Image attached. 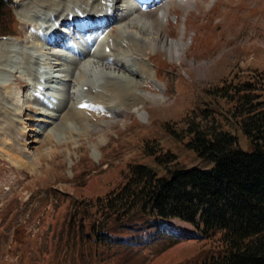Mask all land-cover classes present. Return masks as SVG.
<instances>
[{"label":"rangeland","instance_id":"rangeland-1","mask_svg":"<svg viewBox=\"0 0 264 264\" xmlns=\"http://www.w3.org/2000/svg\"><path fill=\"white\" fill-rule=\"evenodd\" d=\"M14 1L8 23L17 35L0 36V264H80L76 251L78 244L73 248L71 242L63 247V251H58L59 262L54 259L55 241L58 240L55 232L74 209L71 200L88 201L104 196L123 181L130 162L154 163L144 152L146 143L159 144L163 150L171 149L177 154L178 162L185 166L203 164L185 147L183 140L175 139L169 133L168 128L180 130L186 120L194 116L193 110L205 106L206 102L211 101L213 108L216 106L215 116L222 126L236 133L241 146L247 148L245 136L225 117L230 102L215 98L208 90L224 79L248 78L256 72L264 75V0H169L172 3L168 5L162 34L168 42L182 43L184 48L180 57L171 56L162 47L145 51L150 54L149 60H145V55H135V61L145 60L150 69L138 77V91L129 81L107 79L98 88L101 93L94 92L93 97L109 113L71 115L69 107L62 106L63 100L57 105L59 111L55 113L59 117L53 133L38 132L34 138L28 137L35 135L32 131L34 122L30 118L33 112L25 110L21 112L25 120H17L10 115L7 103L17 109L21 104L33 103L27 87L23 88L28 85L27 81L22 79L32 78L35 85L36 70L42 67L46 57L40 50L44 45L38 47L33 40L34 31H25L32 22L41 28L50 25L42 18L45 11L66 12V1ZM162 5L140 8L138 14L151 11L156 21L160 11L152 10ZM121 7L122 12L125 6ZM17 21L21 32L14 26ZM41 21L46 25L43 26ZM115 22L110 26L116 35L105 33L113 40L110 43L111 49H115L112 59L119 51L123 54L130 43L142 49L145 47L132 35L123 40L117 31L121 22ZM19 45L25 50L23 58L20 56L15 63L17 57L14 54L18 53L13 51ZM27 46L39 51L33 56V49ZM128 85L137 93H153L163 98L158 103L145 101L140 107L145 117L131 111L112 112L113 108L107 103L117 98L105 89L115 86L113 88L123 90ZM121 101L122 106H127L133 103V98L125 96ZM68 123H73L74 127ZM24 125L28 126L24 129ZM26 146L30 152L25 150ZM9 153L17 154L25 161L16 164ZM18 225L20 230L16 232ZM163 227L177 240L169 244L166 241L154 243L143 248L137 258L121 264H193L201 249L218 245L216 237H201L192 224L178 218L167 220ZM64 243L60 241L59 244L63 246Z\"/></svg>","mask_w":264,"mask_h":264},{"label":"trees","instance_id":"trees-1","mask_svg":"<svg viewBox=\"0 0 264 264\" xmlns=\"http://www.w3.org/2000/svg\"><path fill=\"white\" fill-rule=\"evenodd\" d=\"M12 4L0 0V34L11 31ZM208 93L230 102L225 117L245 136L247 148L222 126L211 101L194 109L180 130L168 131L203 164L185 166L171 149L144 144L154 163L130 162L123 181L104 196L71 200L74 209L55 232L57 262L70 242L78 244L80 264L130 262L143 248L176 241L163 223L179 218L218 241L201 249L193 264H264V75L224 79Z\"/></svg>","mask_w":264,"mask_h":264},{"label":"bare ground","instance_id":"bare-ground-1","mask_svg":"<svg viewBox=\"0 0 264 264\" xmlns=\"http://www.w3.org/2000/svg\"><path fill=\"white\" fill-rule=\"evenodd\" d=\"M64 1H66V9H67L66 12L62 10L60 13L55 12L56 14L55 13L53 14L54 15L53 18H52V14H49V15L46 14L45 17H42V18H44V20L46 19L47 21H49L50 24L52 23L51 20H55L56 18H59L62 20V25H69V26H72L74 30H78L79 21H77L76 19H73L74 21L67 20V18L70 19L72 17V14L75 13L74 11L75 9L77 8L79 10L81 9L82 13H84L85 11H88L89 13H92V15L102 12L106 14L107 19L105 20L109 21V19L110 18L112 19L113 17L112 19L113 22L114 21L121 22L120 26L117 28V31L119 32L123 40L126 41L127 39L125 38L128 35L130 36L132 35L135 38L141 40L144 43L145 47L143 46V49H142V47H139L137 44H133L129 42L130 44H128L127 49L123 51L124 53L122 54V52L120 53L119 51L118 56L112 59L111 53L113 54L112 56H114V53L111 51L109 52L105 51V47L107 45H109L111 49V44L109 43L110 35L112 33L114 34V36L116 35L114 32V28L111 27L106 30V32L108 31L110 35H106L105 34L106 32L103 35V38H104L102 40L103 47L102 48L99 47V51L92 54L91 55L92 57L83 58V59H80L74 62L71 72L69 74L65 73L63 84L66 85L67 91L64 96L62 95L54 103H51V104H44L45 101H43L39 97H35V100L33 103L28 102L27 104L25 103L24 105L21 104L20 107L18 106V109L15 108L14 106L12 107L11 105H8L7 103V108L10 111L9 112L10 115L17 120H20V121L25 120V118L24 119L22 118L21 112L25 110H29L33 112V115L30 116V118L34 122L32 131L35 132V135L28 133L29 138L36 137V134L38 132L51 131V133H53L52 131L55 126L54 124L59 117V115L55 113L56 111H59L57 105H60V102L63 100L65 104L63 103L62 106L64 107L66 105L67 108L69 107L68 108L69 114L75 115V116L85 114L86 113L85 108H81L78 105L80 102L83 101L86 91L94 87H96V90L98 88L100 89V86H101L100 84L103 83L104 81H107V79L119 80V82L121 81L123 83L125 81H129L131 84H134L133 89L138 91L137 90V85L139 82L138 77L141 78L143 76V72L148 73V71L150 70L147 64L144 62L146 59L149 60L150 54L149 52L147 53L145 51H149L152 48L162 47L168 50L171 56L180 57L181 52L183 51V48H184V46L180 42L166 41V39L163 37V34H162V25L164 23L163 21L166 20L165 16H166V12L168 11V5L169 3H172L169 0H166V1L161 0L158 4H161V5L163 4V5L159 9L157 8V9L152 10V11L156 10L158 12L160 11V15L156 21L154 17H152L151 11L147 12L146 14L139 15L138 14V12L140 11L139 8L138 7L133 8L130 5V2H131L130 0H104V2L101 1L102 3L95 1V4H98L97 6L99 7L97 8V6H94L95 4H93L92 5L93 7L91 6L92 7L91 10H89L90 7H88L87 5L88 3L92 4L94 1H89V0H72L71 1V3L76 4L80 8L77 6H73L71 3L68 5V2H70V0H64ZM55 2L56 1H53L52 3H55ZM123 5L125 6V10L121 12V9H122L121 6ZM136 12H137V15L135 14ZM43 22L41 21L42 24H44ZM47 26L41 28L39 24L32 22L28 25V29H31L32 31H34L33 40L38 43L37 44L38 47H41L44 45V47L40 49L42 51L41 53H45L44 55L46 57L42 65V68L44 67L51 68L53 72L50 78L45 79V82L50 83V82L57 81L59 83L63 79L61 77L62 68L60 67V65L62 64V54L61 52H57V51L62 50L61 46H65V44L62 43L61 34L58 32V29L52 30L53 34L55 35V38H51L47 34H45L44 28H48ZM139 40L138 42H140ZM30 49H33L32 51L33 56H35V53L39 51L37 50L36 47L34 48L30 47ZM47 49L48 51H46ZM24 50L25 49L19 45L13 51L16 54L18 53V55L14 54V56L17 57L14 60L15 63L16 62L18 63L20 56L23 58L22 55L24 53L23 52ZM101 50L103 52L99 53ZM112 50L114 51L113 48ZM140 54L141 56L145 55V57L147 58H145L143 62L141 61L139 63L135 61L134 56L135 55L139 56ZM101 79H104V80L101 81ZM22 80L24 81L25 78ZM37 81L38 79L36 80V82ZM14 83H16L15 78H14ZM29 83H30V87L32 91L35 92L36 84L34 85L32 80ZM69 83L74 87V90H73V87ZM68 86H70V89ZM84 86H87L88 89H84L83 88ZM109 87L108 88L106 87L107 89H105V91L112 92L115 98H117L116 101L112 103L111 102L107 103L110 108H113L111 111L114 113H117V112H122V113L127 112L128 113L129 111H131V112H137L139 116L141 117H145V114L140 111V107L145 103V101L150 100L153 103H158L163 98V96L160 97L153 93L151 95H147L144 93H141V94L137 93L135 90H131L130 88L131 86L129 85L126 86L123 90L118 89V88H113L115 86H111L110 88ZM42 92L44 93L46 91L44 90ZM99 92L97 93L99 94ZM97 96L101 97V95L96 94V97ZM125 96L133 98V103H130L127 106L126 105L122 106L124 105V103H122L121 100L125 98ZM50 108H52V110L48 111L50 110ZM16 110H18V113H15ZM30 118L28 119L30 120ZM24 124H27V122H25ZM68 125L73 126V123H68ZM26 126L28 125H24L23 128L25 129ZM33 142L34 141H29L28 143H33ZM25 150L29 152L31 151L30 149H28L27 146ZM10 155H11V159L14 160V162L16 161L15 162L16 164L17 163L19 164L25 161L23 160V158H21L17 154L12 153Z\"/></svg>","mask_w":264,"mask_h":264}]
</instances>
